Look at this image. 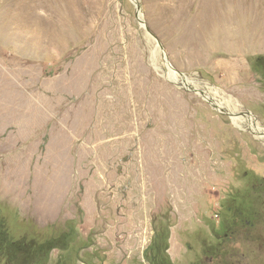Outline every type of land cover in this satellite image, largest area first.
I'll list each match as a JSON object with an SVG mask.
<instances>
[{"label": "rangeland", "instance_id": "1", "mask_svg": "<svg viewBox=\"0 0 264 264\" xmlns=\"http://www.w3.org/2000/svg\"><path fill=\"white\" fill-rule=\"evenodd\" d=\"M41 1L0 0V264H264V0Z\"/></svg>", "mask_w": 264, "mask_h": 264}, {"label": "trees", "instance_id": "2", "mask_svg": "<svg viewBox=\"0 0 264 264\" xmlns=\"http://www.w3.org/2000/svg\"><path fill=\"white\" fill-rule=\"evenodd\" d=\"M251 67L252 71L261 78L264 88V57H257L253 61ZM77 237L78 233L73 229L58 239H50L42 243L41 245H39L36 251L32 253L34 260H37L36 264H46L48 262L50 254L54 250H59L64 254L69 253L72 249L70 248V246L74 244ZM4 248L6 249L7 257H10L11 253V258L17 257L18 263L25 264L23 261L32 258L31 252L27 251L25 243L12 242L11 239H5ZM157 264H162V261H158Z\"/></svg>", "mask_w": 264, "mask_h": 264}, {"label": "bare ground", "instance_id": "3", "mask_svg": "<svg viewBox=\"0 0 264 264\" xmlns=\"http://www.w3.org/2000/svg\"><path fill=\"white\" fill-rule=\"evenodd\" d=\"M48 1H50V0H42L41 3H39V8L41 9V13H43L44 16H45V14H47V17L49 16L48 15V10H47V3H48ZM78 2L80 3V5L83 4V2H80V1H78ZM43 25L45 26V24H43ZM83 98L86 99V96L84 95ZM205 98H206V100L208 99L207 96ZM210 102L213 105H215V103L212 100H210ZM216 104L218 105V103H216ZM225 111H227V112H233V113L236 112V111H231L228 108L225 109ZM246 118L250 122V127L254 130V132H256L257 135H261V137L264 139V131L261 130V128H259L257 126V122L255 121V118L251 114H247L246 115ZM233 120H234V122H235L236 125H240L242 123V121H243V119L239 118V116L233 118ZM87 143L88 144L92 143V140L87 139Z\"/></svg>", "mask_w": 264, "mask_h": 264}, {"label": "water", "instance_id": "4", "mask_svg": "<svg viewBox=\"0 0 264 264\" xmlns=\"http://www.w3.org/2000/svg\"><path fill=\"white\" fill-rule=\"evenodd\" d=\"M137 9H138V11H140V8L138 7V5H137ZM163 58L165 59L167 66H168L169 68L172 69V66H171V64L169 63V61H168V59H167L165 53H163ZM202 95L204 96V98L206 97V95H205L204 93H202ZM207 101L209 102L210 99H207ZM213 102L215 103V105H212L210 102H209V103L213 106V108H215V109H217V110L220 111L219 105L216 104L217 102H215V101H213ZM225 112H226V111H225ZM226 113H227V112H226ZM227 114H228L229 116H231L230 113H227ZM235 115H237V114H235ZM238 116H239V115H238ZM231 117H232V116H231ZM239 117H240V116H239Z\"/></svg>", "mask_w": 264, "mask_h": 264}]
</instances>
